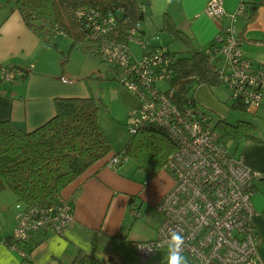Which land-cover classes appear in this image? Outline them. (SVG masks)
<instances>
[{"label":"built area","instance_id":"built-area-1","mask_svg":"<svg viewBox=\"0 0 264 264\" xmlns=\"http://www.w3.org/2000/svg\"><path fill=\"white\" fill-rule=\"evenodd\" d=\"M147 1L140 0L142 10L148 9ZM246 5L241 0L228 13L211 51L219 58L220 81L230 89L228 100L241 101L254 112L264 95V64L255 66L242 53L237 21L246 15ZM205 11L217 20L226 14L223 0H208ZM75 13L87 28L88 37L97 41L102 60L114 68L115 79L141 98L130 113V132L156 124L176 141L163 166L171 172L174 185L155 206L162 214L155 236L135 241L137 257L145 259L160 247L168 250V233L176 230L184 236L182 254L188 264H264L258 252L252 201L254 181L264 180V171L253 168L221 142L213 117L188 98L189 92L181 93L185 102L179 104L159 87L158 81H169L176 59L167 44L152 43L148 37L136 35L137 27H133L129 40L142 47L141 57H136L130 41L111 36L117 26L113 14H101L89 6L79 7ZM33 66L30 63L28 68ZM2 73L4 79L14 80L25 70L3 67ZM62 80L72 81L66 77ZM124 159L125 155H112L107 164L118 168ZM132 212L140 215L136 205ZM15 219L8 244L26 255L36 233L64 231L73 219V196L62 195L44 206L23 205Z\"/></svg>","mask_w":264,"mask_h":264},{"label":"crops","instance_id":"crops-1","mask_svg":"<svg viewBox=\"0 0 264 264\" xmlns=\"http://www.w3.org/2000/svg\"><path fill=\"white\" fill-rule=\"evenodd\" d=\"M149 1L148 8L154 10L157 0ZM177 1L174 4L178 5L181 18L175 25L191 37V48L206 49L221 25L227 22L228 13L234 11L241 0H223L226 14L221 20L206 13L208 0ZM246 16L237 22L241 49L243 55L258 66L264 64V2L259 5L253 20L246 23ZM147 33L144 30L145 37ZM70 43L69 40V49ZM56 44L57 48L45 44L26 25L19 10L11 11L8 8L0 21V119L10 118L18 125L32 129L54 114L55 97L94 94L88 82L82 80L88 75L87 71L64 65L60 55L65 53V45L59 48L58 41ZM30 63L34 64L32 68H28ZM10 66L24 69L25 76H18L14 80L4 79L2 68ZM97 70L100 71V67ZM107 70L115 78V70L110 66ZM62 77L72 81L65 82ZM246 111L247 114L237 116L232 121L239 118L250 120L259 138L243 137L236 143L230 142L229 147L235 155H242L253 168L264 171V95L256 111ZM107 161L108 157L98 160L62 191L63 196H73V219L61 233H36L33 242L26 247V255L4 241L13 231H2L0 217V264H71L79 251L95 256L104 264H168V250L165 247L158 248L145 259L137 257L134 247L137 239L126 231V214L132 203L131 215L145 219L152 228V236L148 239L154 237L162 220V214L155 206L173 187L174 181L155 195H151L146 188L138 205L135 198L141 196L140 192L146 183L137 190L133 186L128 187V180L119 173V166L114 169ZM122 188L125 189L119 191ZM252 190L255 207L253 223L258 237V252L264 262V180H255ZM118 192L121 193L115 197ZM14 195L0 175V208L10 206ZM134 205L140 212L139 216L132 212ZM15 214L12 215V226H15ZM120 239L130 244L121 248Z\"/></svg>","mask_w":264,"mask_h":264},{"label":"trees","instance_id":"trees-1","mask_svg":"<svg viewBox=\"0 0 264 264\" xmlns=\"http://www.w3.org/2000/svg\"><path fill=\"white\" fill-rule=\"evenodd\" d=\"M244 1L247 3V23L255 18L264 0ZM147 2L150 4L149 0ZM5 3L11 11L19 10L26 25L45 44L57 48L55 38L63 32L70 38V49H80L100 61L103 60L97 41L88 37L87 28L76 16L79 7L89 6L101 14H113L117 26L111 36L117 40L129 43L133 27H137L136 35L144 36L140 24L146 10L141 9L140 0H7ZM166 22L164 27L190 46L191 37L171 20ZM214 44L215 38L208 48L189 49L190 54L184 56L167 44L176 56L171 66L170 86L166 89L170 99L183 104L185 100L181 93L189 92L193 82L221 83L219 58L211 51ZM188 98L198 102L195 94L190 92ZM226 101L234 109L248 110L241 101ZM99 109L100 103L94 94L57 96L54 114L32 129L18 125L10 118L0 119V175L24 206H44L58 200L62 191L92 164L112 155L132 156L137 167L151 175L163 168L168 155L176 147V141L165 128L156 124L142 126L138 132L132 133L121 149H116L101 126ZM214 127L219 130L221 142L226 146L243 137L259 138L252 122L243 118L232 121L218 117ZM10 238L4 241L9 243ZM71 264L104 262L79 251Z\"/></svg>","mask_w":264,"mask_h":264},{"label":"rangeland","instance_id":"rangeland-1","mask_svg":"<svg viewBox=\"0 0 264 264\" xmlns=\"http://www.w3.org/2000/svg\"><path fill=\"white\" fill-rule=\"evenodd\" d=\"M6 1L7 0H0V21H2L9 8L5 3ZM156 2L157 4L154 10H150L149 8L146 10L145 17L140 24L141 27L148 32L146 36L152 43H167L171 49L181 56L189 55V49L195 48H191L187 43L177 39L169 29L164 27L165 23H167L166 20H171L175 24V22L181 18L180 9L178 5L174 4V2L178 1L157 0ZM69 40L70 38L65 33H60L55 38V42L58 41L60 44H58L59 48L62 47V44L65 45V53L63 54L60 52V56L63 57L62 60L66 59L64 65H70L71 67L87 71L88 75L84 76L82 80L88 82V87L91 88L95 97L98 98L100 103L99 120L101 126L113 147L121 149L132 135L128 127V123L131 119L130 113L139 106L141 98L134 90L130 89L126 84L119 82L111 75L107 70L109 64L106 61H100L97 58L91 57L77 48L69 49ZM130 46L133 55L141 57V45L137 41L132 40ZM99 67L100 71L97 70ZM96 71H98V73ZM158 85L162 89H167L170 83L168 80H160L158 81ZM189 92L195 94L201 109L205 110L213 117V123H215L221 115L226 116L230 120H235L237 116H244L247 114L246 110L234 109L229 105L226 100H228L230 89L223 83L206 85L193 82L189 88ZM118 170L121 176L128 180L126 183L128 187L133 186L132 188L137 190L143 183H146V186H144L140 192L141 196L135 198V202L138 205L143 199V192L146 188H148L151 195H155L165 189L169 183L174 181L173 176L165 168L151 175L146 170L138 168L135 158L129 155L125 156L124 162L119 166ZM124 189L125 188H122L119 191ZM119 193L121 192L116 193L115 197ZM14 196L15 198L13 197L11 200L10 206L4 205L0 208L1 229L5 232L13 231L15 226H12V215L14 216L17 210L24 205L23 202L18 200L16 195ZM131 205L133 206L132 203L129 204L128 213L126 214V218H128L126 231H128L129 236L134 237L137 241L148 239L152 236V228L142 217L135 218L131 215ZM142 209L143 207L141 210ZM144 212H146V208ZM15 224L16 219L14 220V225ZM123 231L125 230L123 229ZM120 240L119 245L121 248L130 244L129 241L125 239Z\"/></svg>","mask_w":264,"mask_h":264},{"label":"clouds","instance_id":"clouds-1","mask_svg":"<svg viewBox=\"0 0 264 264\" xmlns=\"http://www.w3.org/2000/svg\"><path fill=\"white\" fill-rule=\"evenodd\" d=\"M168 237V264H188L187 258L182 254L185 243L184 236L176 230H171Z\"/></svg>","mask_w":264,"mask_h":264},{"label":"bare ground","instance_id":"bare-ground-1","mask_svg":"<svg viewBox=\"0 0 264 264\" xmlns=\"http://www.w3.org/2000/svg\"><path fill=\"white\" fill-rule=\"evenodd\" d=\"M219 64V63H218ZM24 68V67H23ZM16 69V68H15ZM19 69V68H18ZM120 166V165H119ZM115 169V168H114ZM74 210V209H73Z\"/></svg>","mask_w":264,"mask_h":264}]
</instances>
